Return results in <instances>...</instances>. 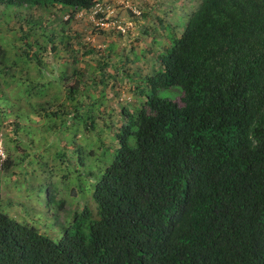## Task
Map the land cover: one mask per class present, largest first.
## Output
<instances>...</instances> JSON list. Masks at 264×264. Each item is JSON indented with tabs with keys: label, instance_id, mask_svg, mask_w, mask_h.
<instances>
[{
	"label": "trees",
	"instance_id": "obj_1",
	"mask_svg": "<svg viewBox=\"0 0 264 264\" xmlns=\"http://www.w3.org/2000/svg\"><path fill=\"white\" fill-rule=\"evenodd\" d=\"M94 5L0 0L22 9L58 6L70 18ZM20 41L30 47L25 37ZM24 54L21 68L10 71L18 59L9 66L0 47L4 85L45 89L22 75L27 60L42 66L37 51ZM157 64L140 108L120 109L109 142L116 147L101 157L109 161L94 184L93 208L75 212L57 241L0 211V264H264V0H200ZM82 74L73 69L61 79ZM81 82L67 87L70 101ZM172 89L179 102L157 94ZM91 109L75 108L71 116L87 132L97 129ZM61 115L66 122L71 114ZM11 165L7 158L2 168ZM54 201L66 210L65 201L56 195Z\"/></svg>",
	"mask_w": 264,
	"mask_h": 264
},
{
	"label": "rangeland",
	"instance_id": "obj_2",
	"mask_svg": "<svg viewBox=\"0 0 264 264\" xmlns=\"http://www.w3.org/2000/svg\"><path fill=\"white\" fill-rule=\"evenodd\" d=\"M102 1L114 10L109 26L97 25L100 18L93 22L89 12L81 11L70 18V10L58 6H0V47L10 59L9 66L16 59L19 62L10 71L21 68L24 51L30 56L37 51L42 66L27 60V66L23 65L26 73L22 75L28 74L46 89L39 85L34 91L29 90V85L5 86L0 75V211L34 226L53 241L60 238L62 228L75 212L87 206L93 208L94 184L109 161L101 157L111 156L116 147L109 142L119 125L120 109L140 108L144 97L151 93L145 80L159 67L157 59L162 47H172L200 3ZM66 21L69 22L65 24ZM119 25L126 27L125 33L111 28ZM23 37L30 47L20 41ZM51 37L55 52L51 50ZM41 47L46 50L38 51ZM89 50L93 54L85 55ZM102 63L107 64L103 71L99 68ZM73 69L83 74L76 76L82 80L80 93L70 101L66 90L76 78L65 82L61 77H70ZM142 89L144 97L140 96ZM41 91L45 93L41 95ZM157 94L175 102L180 99L176 89ZM87 107L95 115L96 131H85L84 122L71 117L75 108L84 113ZM55 112L60 113L59 119L52 115ZM62 112L71 114L65 116L66 122ZM91 151L94 154L90 155ZM7 158L12 165L6 171L2 164ZM55 195L56 202H66V210H58Z\"/></svg>",
	"mask_w": 264,
	"mask_h": 264
},
{
	"label": "built area",
	"instance_id": "obj_3",
	"mask_svg": "<svg viewBox=\"0 0 264 264\" xmlns=\"http://www.w3.org/2000/svg\"><path fill=\"white\" fill-rule=\"evenodd\" d=\"M88 12L90 13V19L93 22L95 21L96 18H98V15L102 14L103 17H99L100 23H98L97 25L109 26L110 23L108 22H109L110 17L114 13V10L112 9L110 5L106 4V2L104 3L102 0H95L94 7ZM111 28L116 29L117 31H120L121 33L126 32V27H124L123 25L122 26L119 25L116 28L115 27H111Z\"/></svg>",
	"mask_w": 264,
	"mask_h": 264
}]
</instances>
